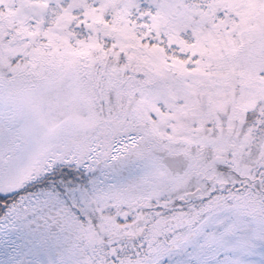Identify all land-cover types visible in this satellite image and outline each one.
<instances>
[{
    "label": "snow or ice",
    "instance_id": "6c2138e0",
    "mask_svg": "<svg viewBox=\"0 0 264 264\" xmlns=\"http://www.w3.org/2000/svg\"><path fill=\"white\" fill-rule=\"evenodd\" d=\"M0 264H264V0H0Z\"/></svg>",
    "mask_w": 264,
    "mask_h": 264
}]
</instances>
